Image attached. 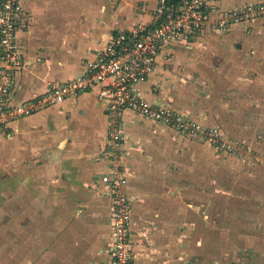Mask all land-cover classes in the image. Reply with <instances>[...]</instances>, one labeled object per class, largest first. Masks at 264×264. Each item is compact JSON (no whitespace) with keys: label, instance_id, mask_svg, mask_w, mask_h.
Returning <instances> with one entry per match:
<instances>
[{"label":"crops","instance_id":"obj_1","mask_svg":"<svg viewBox=\"0 0 264 264\" xmlns=\"http://www.w3.org/2000/svg\"><path fill=\"white\" fill-rule=\"evenodd\" d=\"M90 1L96 2L93 8L88 0H81V10L74 11L71 0L60 3L26 0L33 17L25 7L28 25L18 31V39L25 56L34 63L19 73L14 101L43 93L50 81H66L77 76L104 45L112 29L113 32L148 23L158 6V0H114L117 3L115 14L108 15L103 0ZM250 1L216 0L210 6V16L213 18L226 8ZM64 5L67 8H63ZM182 46L172 45L165 48V52ZM159 62L152 78L142 84L145 96L154 102H173L172 105L192 118L215 126L216 118L211 109L201 106L205 97L187 101L184 97L190 95L184 89L178 102L173 99L174 95L168 96L163 90L165 83L162 85L159 80L164 62ZM124 115L122 122L131 136L129 142L134 144L127 147L122 158L123 163L134 169L124 191L134 201V219L152 218L150 221L156 223L150 235L140 234L135 238L134 248L140 256L134 264H186L187 253H184L190 249L189 237L186 232L178 238L177 234H171L173 225L178 222L173 218L178 217L181 206L174 208L177 214L161 213L167 205H163L158 195V192L164 193L158 183L159 179L162 183L164 175L154 167V161L158 165L169 159L168 140L160 133L163 129L158 132L154 121H142L144 118H137L136 114L124 121ZM109 120L106 104L99 100L96 91H89L0 129L2 171L8 173L9 179L16 177L19 209L31 213L26 223H19L30 227L18 230L19 236L24 235L17 239L18 249L15 252L10 251V247L0 249V258L5 260L2 264H25L28 258L36 259L31 264H103L106 261L112 197L100 180L116 164L109 154L101 156L109 144ZM14 163L17 164L15 174L11 171ZM43 182H49V192L42 188ZM169 208L167 206V210ZM2 225L0 240L5 242L4 237L10 238L12 234L7 235L9 223ZM47 240V249H44ZM170 251L179 253L172 255Z\"/></svg>","mask_w":264,"mask_h":264},{"label":"rangeland","instance_id":"obj_2","mask_svg":"<svg viewBox=\"0 0 264 264\" xmlns=\"http://www.w3.org/2000/svg\"><path fill=\"white\" fill-rule=\"evenodd\" d=\"M71 2L74 11L81 10V0ZM103 2L105 12L115 14L117 3L114 0ZM22 3L33 17L26 0ZM250 3L264 4V0H251L226 8L213 18L210 16L211 25L206 26L192 46L167 52L163 49L159 57V61L164 62L159 80L162 85L165 83L163 90L168 96L181 100L180 94L186 90L190 95L184 97L187 101L205 97L201 106L211 109L216 118L214 125L221 128L227 138L242 144L238 149L240 154L221 151L197 135L183 134L174 127L156 123L158 132L164 131L160 133L166 136L169 151L166 152L167 162L164 160L157 165L154 161V167L164 175L162 183L158 180L159 187L164 188V193L158 192L160 201L170 207L167 210V206H163L161 213L177 212L174 208L181 206L178 217L173 218L178 222L173 225L171 234H177V238L182 232L188 235L190 249L186 252L183 249L184 254L187 253L186 264H264V14L231 23L227 29H216L213 24L223 13ZM88 4L93 8L96 2L88 0ZM172 103H169L171 107L180 109ZM132 116L136 115L125 114L124 121ZM129 139L131 141V136ZM129 141L126 146H134ZM14 164L11 166L13 174L17 173V164ZM2 170L0 158V233L2 223L7 222L10 224L7 235L13 237H4L5 242L0 240V249L10 247V251L15 252L18 237L24 236H19L18 230L30 227L19 223H26L31 213L19 209L17 179H9L8 173ZM43 186L46 191L50 189L49 182H43ZM38 201L41 202L39 197ZM151 219L135 218L137 228L147 227V236L156 224ZM175 251L170 252L179 253ZM0 261L2 264L5 260L0 258ZM35 261L28 258L25 264Z\"/></svg>","mask_w":264,"mask_h":264},{"label":"built area","instance_id":"obj_3","mask_svg":"<svg viewBox=\"0 0 264 264\" xmlns=\"http://www.w3.org/2000/svg\"><path fill=\"white\" fill-rule=\"evenodd\" d=\"M216 0H158L154 16L148 23L113 31L84 70L66 81H50L39 95L14 101L19 73L34 63L28 59L18 39V31L28 25L22 0H0V129L13 121L51 106L63 104L84 92L96 91L109 115V144L101 156L116 161L101 177L112 197L110 235L106 245L108 258L103 264H134L140 256L135 251V236L147 235L146 226L136 227L134 201L124 191L132 167L122 158L127 153L128 133L122 117L134 113L155 123L174 127L187 135H197L217 150L240 154V141H233L221 128L207 126L182 109L165 101L149 100L142 88L157 70L163 49L172 45L192 46L210 21V6ZM264 14V4H248L223 13L213 22L216 29Z\"/></svg>","mask_w":264,"mask_h":264}]
</instances>
